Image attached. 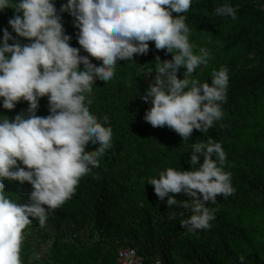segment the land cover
I'll return each mask as SVG.
<instances>
[{
  "label": "trees",
  "instance_id": "16d2710c",
  "mask_svg": "<svg viewBox=\"0 0 264 264\" xmlns=\"http://www.w3.org/2000/svg\"><path fill=\"white\" fill-rule=\"evenodd\" d=\"M65 3L56 0L57 14L71 37L70 45L80 48L74 18L59 12ZM225 3L236 9L235 19L215 14ZM181 15L191 29L194 51L209 52L208 64L196 69L190 79L211 85L214 70H228L222 119L207 132L194 129L184 141L167 126L153 127L144 120L151 105L142 97L154 81L156 57L171 60L172 54L149 42L148 53L135 55L134 62L118 61L113 80L96 79L89 97L90 111L102 123L105 115L109 117L112 145L99 166L81 178L72 198L48 211L43 226L30 218L32 223L23 233L22 264H118L121 246L134 248L144 264L157 260L161 264H240V256L245 257L244 264H264V0H192ZM13 16L12 8L0 12V41L7 28L21 44L29 43L9 26ZM80 54L88 55L83 49ZM185 72L181 68L178 78L183 79ZM27 108L28 102L21 100L13 110H6L0 100V119L3 115L14 119ZM49 114L45 96L36 115ZM209 139L222 144L223 168L231 173L235 191L207 203L215 215L210 229L191 232L181 226L191 215L181 202L190 197L175 194L177 204L169 207V197L161 201L147 180L158 178L168 167L190 170L192 144ZM98 147L89 142L87 150ZM32 190L27 182L5 181L6 195L17 203H26ZM38 249L45 253L34 259Z\"/></svg>",
  "mask_w": 264,
  "mask_h": 264
},
{
  "label": "clouds",
  "instance_id": "9594fccd",
  "mask_svg": "<svg viewBox=\"0 0 264 264\" xmlns=\"http://www.w3.org/2000/svg\"><path fill=\"white\" fill-rule=\"evenodd\" d=\"M191 4L192 0H67L59 12L74 18L80 45L76 48L57 14L56 0H0V12L14 10L8 21L13 32L29 41L21 44L7 28L0 41L2 106L13 110L21 100L28 102L27 110L14 119H0V264H22L23 233L32 219L43 226L48 211L72 198L81 178L99 166L111 147L109 117L105 115L102 123L90 111L89 97L96 79L113 80L118 61L134 62L135 55L148 53L149 42L172 54L171 60L156 57L154 81L142 97L151 105L144 120L153 127L167 126L184 141L194 129L207 132L222 119L228 70H214L211 85L190 79L209 60L206 48L196 52L190 43L191 29L181 13ZM215 14L235 19L236 9L225 3ZM81 49L88 55H81ZM181 68L186 69L183 79L178 78ZM45 96L50 114L37 116ZM89 142L99 147L89 151ZM225 161L221 143L194 142L190 170L168 167L147 184L154 186L161 201L169 197V207L177 204L175 194L190 197L181 202L191 213L181 221L182 227L191 232L210 229L215 215L207 203L235 191L231 173L224 171ZM5 181L29 183L33 190L27 202L17 203L6 195ZM239 259L244 264L245 257Z\"/></svg>",
  "mask_w": 264,
  "mask_h": 264
},
{
  "label": "bare ground",
  "instance_id": "6f19581e",
  "mask_svg": "<svg viewBox=\"0 0 264 264\" xmlns=\"http://www.w3.org/2000/svg\"><path fill=\"white\" fill-rule=\"evenodd\" d=\"M127 251H132L133 252V257L135 258V259H137L141 264H144L143 263V258L140 256V255H138L137 253H136V250L134 249V248H131V247H123V246H121L119 249H118V260H117V263L119 262V253L120 252H123L124 254H125V258H126V260H128L129 259V257L127 256ZM35 253V252H34ZM33 253V254H34ZM133 257H132V259H133ZM39 258H41V256H39L37 259H39ZM155 264H161V262L159 261V260H157L156 262H155Z\"/></svg>",
  "mask_w": 264,
  "mask_h": 264
},
{
  "label": "built area",
  "instance_id": "2783aa9c",
  "mask_svg": "<svg viewBox=\"0 0 264 264\" xmlns=\"http://www.w3.org/2000/svg\"><path fill=\"white\" fill-rule=\"evenodd\" d=\"M128 260L125 258V254L123 252L119 253V262L118 264H141L137 259L133 257L132 251H127ZM133 257V259H132Z\"/></svg>",
  "mask_w": 264,
  "mask_h": 264
},
{
  "label": "rangeland",
  "instance_id": "374dc122",
  "mask_svg": "<svg viewBox=\"0 0 264 264\" xmlns=\"http://www.w3.org/2000/svg\"><path fill=\"white\" fill-rule=\"evenodd\" d=\"M48 246H50V244H48ZM43 250L44 249H42V250L38 249V251L33 254L34 259H37L39 256H43L45 253V251H43Z\"/></svg>",
  "mask_w": 264,
  "mask_h": 264
}]
</instances>
